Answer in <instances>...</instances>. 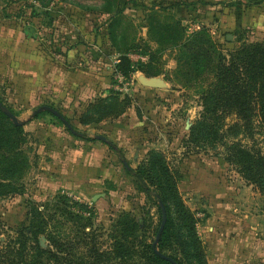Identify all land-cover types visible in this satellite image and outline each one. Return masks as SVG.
<instances>
[{
    "label": "rangeland",
    "instance_id": "rangeland-1",
    "mask_svg": "<svg viewBox=\"0 0 264 264\" xmlns=\"http://www.w3.org/2000/svg\"><path fill=\"white\" fill-rule=\"evenodd\" d=\"M127 1L116 4L120 11L117 18L114 11L106 12L109 0H0V12L4 10L9 16L39 21L37 16L32 18L33 8L40 10L37 13L50 9L53 15L39 21L44 23L38 50L29 47L30 44L24 48L28 54L36 53L38 64L28 62L24 55V65L19 69L8 65L9 74L15 77H7L2 60L12 61L13 54L9 51L14 50L15 44L9 39L11 46L1 49L5 35L0 33V97L4 105L12 108L22 121L41 106H54L70 119L77 132L107 137L121 149L130 167L144 169L154 189H161L159 184L155 185L158 182L173 188L167 204L176 227L164 251L183 264H210L214 243L221 244L212 227L222 233L229 225L238 227L240 234L250 239L242 243L246 254L243 263L264 264V195L226 161L224 144L233 141L228 131L231 118H227L228 125L223 130L222 122L213 121L209 122L213 128L197 133L195 141L190 137L191 128L202 119L205 110L203 96L217 80L219 57L230 58L232 52L245 44L264 42V30L257 35L253 33L255 30L238 25L230 33L216 27V15L206 19V8L186 18L175 9L177 3L163 0L153 1L156 7L144 18L143 2L136 0L133 9L128 6L132 0ZM236 1L223 3L224 7L232 4L241 13L249 5ZM114 17L119 20L113 24ZM148 25L151 32L145 33ZM182 26L187 28L186 33L181 31ZM228 35H232L230 41ZM185 43L187 46H183ZM193 53L205 56L198 62L192 58ZM118 65H122V71L117 72ZM142 66L144 73L140 70ZM16 72L20 77H16ZM33 77L44 80L37 83ZM46 77L56 78L51 83ZM151 79L160 82V86L142 82ZM95 83L98 96L85 114L86 123L80 125L77 116L84 103L78 105L69 96L80 91L79 96L89 99L91 90L79 87ZM50 85L56 86L55 94ZM138 122L143 123L146 133L143 139L148 142L143 150L139 145L128 148L134 136L133 132L126 133V129L134 128ZM113 123H117L118 129L111 140L106 127ZM25 128L27 133L21 134L19 141L10 134L11 143L16 141L17 147L7 153L19 160L18 165L10 167L11 174L0 165V177L7 179H0V191L8 193L0 195V219L6 225L1 240L6 235L15 237L24 228L29 232L35 218L44 219L53 237L74 245L62 257L71 253L73 261L78 262L77 257L89 255L93 247L112 253L115 239L122 235L117 223L129 220L136 224L133 232H127L129 241L135 242L131 257L101 264H150V255L143 245L155 240L161 210L137 191L120 156L105 144L96 143L100 147L97 155L102 159L103 175L89 177L88 183L93 187L88 194L75 193L68 173L59 168L57 152L47 148L54 133L75 138L48 113H42L39 119L32 118ZM252 133V141L244 135L238 139L255 144L264 153V122L260 118L254 120ZM137 149L141 150L139 154L135 152ZM92 150H88L89 154ZM153 159L158 170L149 174ZM162 164L169 172L168 183L159 168ZM48 175L62 178L60 190L49 188ZM96 195L99 197L94 201ZM124 210L130 211V215L122 219ZM40 241L47 247L46 235H41ZM92 262L90 258L84 260V264Z\"/></svg>",
    "mask_w": 264,
    "mask_h": 264
},
{
    "label": "trees",
    "instance_id": "trees-1",
    "mask_svg": "<svg viewBox=\"0 0 264 264\" xmlns=\"http://www.w3.org/2000/svg\"><path fill=\"white\" fill-rule=\"evenodd\" d=\"M109 2L107 4L106 12L114 11V15H117V18H119L118 14H120V11L116 7L117 0H109ZM117 18L114 17L115 21H113V24L119 20ZM181 31L186 33L187 28L182 26ZM150 32L151 26L148 25L147 33ZM183 46H187V43ZM191 56L200 62L205 55H197L193 53ZM209 61L210 60H208V62ZM121 62L122 59L120 60V63ZM140 70L143 73L145 72L143 66ZM118 71H122V65L117 66V72ZM216 78L217 80L210 86V89L203 96L205 110L201 116L202 119L197 121V123L191 128L190 137L195 141L197 133H206L207 130L209 131L213 128L209 123L213 121L215 123L222 122L221 128L223 130V127L228 125L226 124L227 118H231L228 131L230 132V137L233 141L224 144L226 149V161L238 171L248 184L257 187L264 195V153L255 144H247L241 139H238L240 135H244L248 140L252 141L254 139L252 133L254 120L260 118L264 122V42L245 44L242 47H239L235 52H232L230 58L220 56ZM108 90H110V88L106 91ZM0 101L5 104L1 97ZM93 101L86 102L83 105L84 109L78 114L77 121L80 125L86 123L84 119L85 114L90 109ZM8 108L16 115L12 108ZM57 110L62 114L59 109ZM48 114L53 117L58 126H64L65 130L73 138L85 142L98 141L86 133L79 132V135H74L59 118L51 113ZM40 117L41 114L37 115L35 119H39ZM66 119L71 126L75 128L70 119L67 117ZM26 133L25 126H15L0 110V165L3 170L9 174H11V171L9 170L10 167H13L14 164L18 165L19 160L14 157L10 158L7 152H11L16 148V141L20 140L19 137L21 134ZM7 134L9 135V138L6 139ZM10 134L16 137V141L11 143ZM219 134L220 133H218V135ZM107 145L112 151L120 156L121 163L124 165L127 175L131 178L137 191L144 196V199L150 200L158 206L159 201H162L165 205L168 220L160 241L157 244V249L161 253L171 257L178 264H183V262L176 256L167 254L164 251V246L167 245L174 233V228L176 227L167 204L168 194L174 192L173 188H166L162 182H158L157 184L155 183V185L159 184L161 189H154L148 183L143 168L130 167V164L124 159L121 149L112 143ZM159 168H161L162 175L166 178L168 183L169 172L167 168L164 164L159 166ZM157 170L156 159H153L150 162L149 174H152V172ZM0 179L7 180L4 177H0ZM0 185H2V183H0ZM7 194V191H0V195ZM129 215L130 211L124 210L122 219L128 218ZM35 216L41 217L42 215L40 213H35ZM47 226L48 221L35 218V220L31 222L29 232L28 228H24L17 231L15 237L6 235L5 240H1V237L5 235L6 225L0 219V264H52L51 262L56 264H84V260L87 258L94 261L90 264H101L103 261L131 257L132 252L134 251L135 242H130L127 234L128 231L133 232L135 230L136 224L133 221L125 220L117 223V227H121L122 235L121 238L115 239L112 253L100 252L96 247H93L89 255L77 257L79 260L78 262L73 261L74 255L71 253L62 257V254H65L66 251L72 249L74 245L71 241H67L61 237H53L52 233L48 232ZM160 226L161 223L156 231V236ZM41 235H46L48 241L47 247L41 245ZM154 242L155 240L150 244L143 245L150 255V264H172L156 255L153 247ZM202 262L203 260L201 259V263Z\"/></svg>",
    "mask_w": 264,
    "mask_h": 264
},
{
    "label": "crops",
    "instance_id": "crops-1",
    "mask_svg": "<svg viewBox=\"0 0 264 264\" xmlns=\"http://www.w3.org/2000/svg\"><path fill=\"white\" fill-rule=\"evenodd\" d=\"M119 1L120 0H117V5ZM153 1L155 0H140V2H143L144 18L148 17V14L153 7H156L153 6L154 5L152 4ZM163 1H172L174 3H177L178 6H176L175 9H177L178 12L182 14L183 17L186 18L191 17V14L195 13L196 11L199 10L202 11L203 8H206V14H205L206 19L207 18L210 19L211 15H213V17L216 15V18L218 19L216 23V27L224 31L227 30L230 33H232L233 30L236 27H238V25L240 26L242 25L249 29L255 30L253 31V33H257V35L259 34L260 30H264V0H237L236 2L242 1L244 3L249 4L246 8H243L241 13H239L240 11L238 10V8L236 6L233 7L232 4L230 6L228 5V7H224L223 3L229 2L230 0H163ZM231 1H235V0H231ZM132 2H130L128 6L132 5L133 9H135L134 7L136 5L134 3H136V0H132ZM213 7L215 8L213 9ZM3 8L4 7H2V9ZM229 8L235 10L230 11ZM33 11L34 13L32 15V18H34V16H37L39 17V21L40 19L46 20L48 17L53 16L51 15L52 13L50 12L51 11L50 9H46V11H44L43 13H37L36 11L39 12L40 10L39 9L37 10L36 8H33ZM27 20L29 21V19L24 20L22 18H18L17 16L16 17L9 16L7 15L6 11L4 12V10L0 12V26L9 27L7 28L6 31H5V27L0 28L3 29L0 31V33H3L5 35L4 37H2L3 42L1 44V49L4 47L6 48V45L11 46L10 43L12 41L9 39H12L13 43L15 44V47L12 48L14 50L9 51L13 54L11 58L12 61L8 63L9 62L8 59H2L8 78L11 76L15 77L13 76L12 73L11 75L9 74L10 72L8 71L10 67L8 65L10 64L12 67L18 66L16 70L19 69L20 65L23 64L22 61H25V58L23 59L24 55L25 57H28L27 61L32 64L34 62L38 64L39 62V59L34 56V54L36 55V53L32 55L30 51V53L28 54L27 50L24 48L28 44H30L29 47L38 50L37 48L41 41L40 37H42L43 34L42 31L43 28L41 27V25L42 23H44V21L42 23H39V21H36L35 19L34 20L31 19L29 22ZM35 22H38V25ZM183 22L186 23V21ZM17 25L19 27H16ZM144 29H145L144 30L145 33H147L148 29L146 27ZM8 34H10L9 38H8L9 36ZM36 71L38 72V68L36 69ZM16 74H17L16 77H20V74L18 72H16ZM54 78L56 77H46V80L47 82L52 83ZM33 80L39 83L40 80H44V77H33ZM98 82L99 81H97V83ZM81 86L82 87H79L80 89L88 88L89 90H91V97L87 99V96L84 97L79 96L80 91H78L77 95L69 96V99H71V101L77 100V103H79L78 105H81L80 102H83L85 104L86 102L93 101L98 96L97 93L99 92V88L96 83L94 85H88L89 87L83 85ZM49 88L50 91L53 94H55L56 86L50 85ZM44 90L45 89H43L42 92H44ZM132 119L136 120L137 118L133 117ZM117 129H118L117 123L107 125L106 127L107 134L110 135L109 138L111 140L113 139L114 137L113 135H115L114 133L116 132ZM131 132H133L134 138L132 144H130L128 148H133L134 146L139 145L140 146L139 149L141 150L145 149L148 142L143 139L146 136L143 123L138 122V124H136L134 128L126 129V133H131ZM52 135H53L52 142L51 143L50 141L47 142V144L49 143L47 145L48 146L47 148L53 149L54 151L57 152L55 158L58 160L60 164L59 168L68 173V179H70L69 183L71 185V188L74 190L75 193H79L82 195L88 194L90 189L93 187L88 183L89 177L98 178L103 175V167L101 165L102 159L97 155L98 148L100 147H98L99 145L96 143H100L101 145L105 144L106 146L108 145L101 141H97V142H85L82 140L74 141L78 139H74V140L69 139L62 132H59L57 135L56 133ZM135 137H139V138H135ZM140 140L142 141L139 142ZM75 146H77L78 148H74ZM90 148L93 149L92 150L93 152H91V154H89L88 152ZM139 149L135 151L136 154H139V151H141ZM98 161L100 163H98ZM49 178L51 180V184L49 186L51 190L56 191L62 188L64 184L62 183V178L60 179L59 177L57 179L55 177H52L51 175H48L47 182H49ZM212 231L215 236L219 237V243L221 244L214 243V247L212 249L215 251L213 255L211 253L210 264H244L243 259L246 257V254H244L243 252L242 243L245 242L246 239L250 240L249 237L247 238L242 236L240 234V231L238 230V227H234V225L226 226L225 228H223L222 233L218 232L215 227H212Z\"/></svg>",
    "mask_w": 264,
    "mask_h": 264
},
{
    "label": "water",
    "instance_id": "water-1",
    "mask_svg": "<svg viewBox=\"0 0 264 264\" xmlns=\"http://www.w3.org/2000/svg\"><path fill=\"white\" fill-rule=\"evenodd\" d=\"M228 41H230L232 39V35H228L227 36ZM142 82L147 85V86H151V87H158L160 86V82H158L155 79H151V80H142ZM0 110L13 122V124L15 126H25L26 123L28 121H30L32 118H35L37 115L42 114V113H51L52 115L56 116L57 118H59L66 126L67 128L74 134V135H79V132H77L72 126L71 124L68 122V120L66 119V117L61 114L57 109H55L54 107L48 106V105H44L39 107L38 109L33 111L32 116L25 121L20 120L7 106H5L1 101H0ZM94 138L98 141H101L103 143L106 144H111V142L107 139V137L103 136V135H96L94 136ZM99 196L96 195L94 197V201L98 198ZM159 206L161 208L162 211V221H161V226L160 229L158 231V234L156 236L155 242L153 244L154 247V251L156 253V255H158L160 258L167 260L169 262H171L172 264H178L176 261H174L171 257L161 253L158 249H157V244L160 241L161 235L165 229V226L167 224V220H168V215H167V210L165 208V205L163 204L162 201H159Z\"/></svg>",
    "mask_w": 264,
    "mask_h": 264
}]
</instances>
